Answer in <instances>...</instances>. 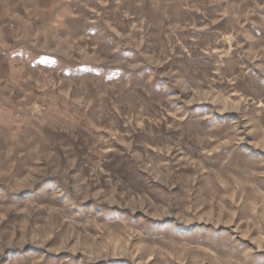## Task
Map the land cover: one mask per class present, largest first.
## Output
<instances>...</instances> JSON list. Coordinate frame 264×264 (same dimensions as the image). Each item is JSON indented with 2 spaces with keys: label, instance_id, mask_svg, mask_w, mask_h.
<instances>
[{
  "label": "rangeland",
  "instance_id": "374dc122",
  "mask_svg": "<svg viewBox=\"0 0 264 264\" xmlns=\"http://www.w3.org/2000/svg\"><path fill=\"white\" fill-rule=\"evenodd\" d=\"M0 264H264V0H0Z\"/></svg>",
  "mask_w": 264,
  "mask_h": 264
}]
</instances>
